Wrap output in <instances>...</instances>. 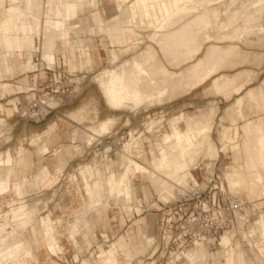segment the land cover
Here are the masks:
<instances>
[{
	"label": "crops",
	"instance_id": "1",
	"mask_svg": "<svg viewBox=\"0 0 264 264\" xmlns=\"http://www.w3.org/2000/svg\"><path fill=\"white\" fill-rule=\"evenodd\" d=\"M0 1H4V0H0ZM47 1L49 2L48 8H46ZM68 1L72 2L74 0L65 1L64 6L66 8V18H60L58 16V12H57L58 7L62 6L60 0H19V3L10 4L9 2H6L5 6H0L1 76L3 74V70L11 74L15 70L23 69L29 71L33 69L31 71V73H34L33 75H31V83H30L31 86L28 88L29 89L28 93L31 94L27 95L28 100L34 99L38 96L37 92L31 90L33 87H39L44 82L50 80L58 81L60 79L59 76H62L63 73H67V72L69 73V75H71L70 76L71 79L75 81H80L83 86L89 87L92 81L90 79H95V83H97L96 75L102 70L101 68L105 65H111V66L114 65L113 63H111L113 51H116L118 53L120 57V61H122V59L125 57L131 58L133 56H139L143 54L148 49L149 46H152L155 49H157L158 60L169 71L179 72L182 69H186V67H188V65L191 63L188 62L182 64L181 66H178L176 62L172 60L175 56L179 57L180 55L175 54L176 51L175 44H173L172 39L169 37V33L179 29L182 24L190 21L191 17L181 18V19H177L176 17H172V16L164 17L162 19L164 21L160 23H159L160 21V17H159L158 19L159 21L158 20L154 21V23L162 24L163 22L164 23L178 22L180 25L174 26L172 28H169L168 26L164 29H160L159 27L156 26L149 28L147 27L148 21L141 14V11L138 7V0H133V1L123 0V1H130L128 3H125L121 0H85L83 1V3L85 4V6L88 7V13L78 15L79 12H77L76 15H74V19L70 20ZM22 6L25 7V9L27 10L26 12L22 10ZM126 7H129V11L131 12L130 17L128 16L126 18L121 19L120 21L132 20L135 23L136 21H134L133 18H135L136 20L139 19L140 22L139 28L123 25V24H121L122 25L121 26L120 23L115 24L116 22H118V20L116 19L117 15L120 14L123 8L125 9ZM3 10H7L8 12ZM47 10L49 12V17H53V13H54L56 18L55 25L48 27L47 31L55 32L58 30H69V31H63L60 35V40H66L67 42H69V36L71 31L72 34L71 38L73 45L75 47L74 49L75 58L76 61H79L80 63L79 67H82L81 64L82 59L85 57L88 58L87 69L85 71L75 70L74 67L76 66L77 63L72 64V57H73L72 51L68 49L64 52L63 51L60 52V54L62 55L61 57L62 60H61V65L59 66L57 63V58H56V63L55 61H53L55 60L54 56H48L49 60L52 61V63H55V65L52 67L50 63H48L46 60L43 59L51 68L47 67V65L45 66V64L42 65V62L40 61L35 63L34 52L37 49H39L42 53L43 39H42V33H41L42 31H40L41 28L39 27V23L43 22ZM140 17L144 19V22L141 21ZM80 20L85 23L84 27L86 30L83 31V33L81 34H79V32L77 34L74 30L78 28L79 25L74 24L72 22L79 23ZM75 25L77 27H75ZM189 27L188 26L184 27V30L186 31L185 35H187V31ZM103 28L106 30L104 31ZM35 34H37L41 39V45L39 48L36 44ZM155 36H159V38L163 36L169 38L172 50H169V53L165 55L160 49L159 44L154 42ZM141 38L143 39V41H140L138 43L139 40H142ZM81 40L84 41V43L86 44L87 46L86 49H81L79 47V41ZM136 44L138 49L134 47ZM211 44H216V43H211ZM211 44L209 42L205 43L203 45L201 53L195 58V60L204 57L208 47ZM133 47L135 50L133 49ZM189 48L190 47H188V49ZM184 51L185 50H181V52ZM42 58H43V53H42ZM172 61H174L175 63ZM237 61L232 59L231 61H228L226 64L235 63ZM240 68H241L240 66H236L233 68L223 67L221 70H219L217 74L212 76L207 82L201 84L196 89L192 90L190 93L182 97L167 100L165 101L164 104L147 103L136 109L127 108L121 111H117L110 108L105 102V105L108 108V113L105 115V118L107 117L118 118V122L116 123V125L112 127L110 130H108V132L110 131L123 132L130 130V128H134V129L140 128L141 124L143 123V120L147 118V116H156V117L164 116L166 120L169 118L167 124L169 125V130H170V119L174 115L180 112L196 114L199 112L200 109L209 110L212 107H217V109H219L217 110V114L214 118L213 130H222L223 125H227V126L231 125V127L233 128L235 126H239L242 129V125H244L243 123L245 122V120L238 119L237 123H235L234 121L235 116L234 118H231L228 116L227 113V110L229 109L231 104L233 106L236 103L238 99V97L236 96L237 95L240 96V94L234 93L230 98H226V96L223 94L220 95L208 91L209 87L212 84V79L218 75H224V74L234 75V74H238L241 70H246L248 72L250 71L249 73H251L250 74L251 81L247 84L246 89L252 84H254L257 80H259L262 77V75H264V69L260 67L249 66L248 68L245 69H240ZM43 73L46 78H43L44 77ZM92 73L95 75L91 77ZM86 79L87 80L89 79L87 83H86ZM9 85H10L9 83H6L4 84V87L7 88ZM24 88L27 87L20 86V89H24ZM78 97L80 98L81 96H75L66 102V104L70 106L68 109L69 111L67 110L65 111L64 109H59V107L64 106L63 102L62 103L59 102L60 104L55 103L51 108L43 107L38 116L24 115L28 119L27 124H29L28 125L29 127H26L25 129V136L27 137V139H31L33 136L37 135L35 139L32 140V143L34 144V146H32L33 147L32 151L34 152V156L36 155L38 158L37 159L33 158L29 162V164L26 165V167H28L29 169H26L25 171L26 177H25V186L23 190V197H25L26 193H29V196L38 195V197H40L42 200H48L43 202V207L40 212L42 216L51 214L53 216L56 215L65 218V216L71 215V217L68 218V220L66 219L67 220L66 223H68V225H72L69 224L71 220L75 222L77 217H82V216H85L90 221V224L93 225L92 226L93 228L90 231H88L86 226L82 225L81 233L78 234L76 237L77 241L75 240V238H73L70 232H67L65 234V235H70L69 237L66 238L67 240L69 239L70 245H74L75 247H80V246L86 247L87 244L85 240L91 237V233L92 234L94 232L97 234L106 233L110 235V234H114L115 232H123L124 230L125 232H127L131 227L133 228L135 225H137V228L131 229L127 234L123 233L120 236H118L110 245L113 246V248L115 249L118 258L120 255L119 254L120 251H122L125 255L126 264H129L128 263L129 260L127 258V254L129 253V251L132 249L138 252L143 247L146 239L150 236L153 238L152 244L149 245L147 251L144 254L138 255L134 259L142 258L144 256H152L158 252L156 238L144 232V229L142 227V224L144 222L141 221L142 219L145 218L142 217V215L146 212L145 207L147 205V202H149L151 199L152 190L149 187L143 185L141 182H139V177L133 176V180H132L133 193L135 191V195H134L135 198L133 203L135 204L133 211V218H129L130 214L126 212L123 206L119 207L118 201L115 202V200L112 201L111 206L102 205L99 207L102 214L101 217L96 215V211L92 210L88 206L87 196L84 191V182L80 174V171L81 168L85 166V164L83 165V162L86 160L85 154L89 149V140L93 141L96 136L99 137L101 135L94 134L91 138L88 139L87 137L81 138L80 136L81 133L76 134L77 130H74L76 125H81L87 122L91 123L95 120V119H89L90 114L86 112L88 110V105L90 104L92 99L97 100L95 95L89 94L82 99V102L79 105L74 106L76 101H78ZM3 110H4V105H3ZM96 113L97 111H95V114ZM4 121L5 119L1 117L0 114V124H3ZM117 127H119L120 129L115 130ZM181 128L182 129L187 128L185 122L181 123ZM81 131H89V130H81ZM130 131L132 132V130ZM136 131L138 130H134L133 132ZM144 133L147 134L146 132ZM145 134H143V136ZM74 137H77V139H75ZM154 139H155V134H151V137L148 139L146 137H143L141 143H139L138 148H134L133 150L135 155L140 154L142 152V149L149 148L150 146L149 143ZM45 143L49 144L50 152L47 153L44 157H40L37 152L38 147ZM96 146L98 147V150H101L105 145L99 146L96 144ZM23 148H25L24 145H21L17 149V152L19 150H22ZM64 149L67 153V164L64 170L62 172H59V168L62 166V164L58 157V154L60 153L61 150ZM47 150H49V148H45V151ZM82 150H85V153H82ZM117 152H121V151H117ZM224 155L225 154L223 152L220 153L218 159H216V164H218L220 158L224 157ZM137 158L140 157L137 156ZM122 160L123 158H120L115 161L116 167L120 166L121 168H123ZM201 162L202 164L204 163L203 160H201ZM90 163L96 165L95 169L99 168L98 179L104 185V189L102 192L103 199H109L111 197V194L108 188L106 187V183L108 182L109 170L111 169V167L104 159L93 158L90 160ZM76 172L78 173L74 175L73 173ZM69 181H73V182L72 184H70L72 190L68 194V192L65 190V183H69ZM27 183L29 184V188H30L29 191H27L26 188ZM34 188L37 189L35 190ZM68 199L70 203L66 204L64 201ZM49 200H53V202H49ZM259 200L261 199H257L253 201L256 202ZM160 203H162L163 205V202ZM259 204L260 203L258 202L255 203V205H253L254 215L257 214L260 210H262V207L259 206ZM82 207H84V211L86 212L82 210ZM162 207L163 206L157 208V211H159L156 213L158 219L162 218L163 214L164 216L166 215L165 213L160 212L161 210H163L161 209ZM138 209H141L142 211L138 212L137 211ZM134 219L136 220L133 221ZM53 222L56 229L57 240L53 239L51 241H58L60 244V241L58 240L60 231L58 230V226H56V224L62 223V221L57 220L55 222L53 219ZM130 222H132V225H129ZM127 226L129 227L127 228ZM123 235L127 237V244L124 247L118 244V239ZM66 239L65 240L63 239V243L65 242L68 246L69 243L66 242ZM255 239L256 237H253L254 241ZM75 243L78 244L75 245ZM94 244L95 243H92L91 247H93ZM234 246L235 248H238L235 239H234ZM40 250H46L53 254V252H51L49 249L45 247L39 249V251ZM61 250L62 253H64V248L62 246H61ZM256 251H257L256 244L253 246L251 245V247L247 249L248 258L251 260L253 259V262L257 259V258L255 259ZM215 254L217 255L210 256V258L214 257L213 261L210 263L220 264V262L222 261L221 259L222 254H220L219 251L215 252ZM64 256L67 258V254H64ZM31 261L40 263L39 259L38 261L36 259H32ZM30 263L31 262H29V264ZM51 264H60V263L58 261H53ZM83 264H106V263L104 260L98 259L96 256L95 263H92L89 260H84Z\"/></svg>",
	"mask_w": 264,
	"mask_h": 264
},
{
	"label": "bare ground",
	"instance_id": "2",
	"mask_svg": "<svg viewBox=\"0 0 264 264\" xmlns=\"http://www.w3.org/2000/svg\"><path fill=\"white\" fill-rule=\"evenodd\" d=\"M65 1L66 0H60L62 6L58 7L57 10L58 16L60 18H66V8L64 6ZM183 1L184 0H138V7L141 11V14L148 21L147 22L148 27L152 28L156 26L159 27L160 29H164L173 23L163 22L162 24H158V23H154V21H157L160 17V21L158 20L160 23L164 21L162 20L164 17H171L173 15L175 16V13H177L174 12L175 10L176 11L179 10L180 13L181 14L183 13L184 15V13L186 14L192 11L193 12L196 10L198 11L203 8L206 9L204 13V19H200L196 23H192V24L190 23L191 25L187 31V38L191 45L190 48L186 52H184V54L180 55L179 57L175 56L172 59L176 62L178 66L191 62L190 66L187 67L186 69H182L179 72L169 71L158 60L157 50L152 46L149 47L147 46L148 49L143 54L139 56H133L131 60H126L118 67L104 70L98 75L97 80L100 82V87L107 99V104H109V106L112 109L122 110L123 108H127L130 105L137 106L144 102H148V103L160 102L162 104L161 101L164 99V97L166 98L167 95H169L170 98H174L175 97L174 95L177 94V92L183 94L181 90L187 93L188 90L195 89L201 84L207 82L212 76H214L219 72L222 66L221 64L227 60L229 61L231 57L232 59L233 56L236 57L240 56L241 59L243 58L241 57V55H243L244 53L242 47L239 44L230 43L226 45L211 44L208 47L204 57L195 60V58L201 53L203 45L215 38L213 32L214 31L218 32L221 29L228 30L230 24H232V22H235L237 19H239V16L241 17L240 14L249 4L243 6L240 13L231 15L229 5L227 7L225 6L226 7L225 10H221L219 8L221 5L219 7H215V4H218L215 1L218 2V0H200V1L198 0L195 5V8L192 11L188 10L186 4L185 6L180 5V3H182ZM233 1H238V0H232L231 3H233ZM256 1L259 4L264 3V0H256ZM252 6L255 8L258 5L252 4ZM247 14L248 13H246L245 15V19ZM223 15L225 16L224 20L221 19ZM229 17H233V18L229 19ZM117 20L119 19L117 18ZM218 21L220 22V24L217 27L214 26ZM118 22H116L115 24H117ZM119 23L120 25L123 24L134 27L133 25L134 22L132 20L120 21ZM75 27L77 26L75 25ZM235 28L236 27H234L230 31L224 32L221 35L222 36L221 39H228L232 41H235L237 39L241 40L243 36ZM103 30L105 31L106 29L103 28ZM205 30H207V32H205L206 34L203 35V31ZM260 30L262 31L264 29L261 28ZM140 41H143V39L139 40L138 43ZM154 42L159 44L160 49L165 55L169 53V50H172L169 38H166L164 36L159 38V36H155ZM134 47L138 49L137 44ZM245 53L248 52L245 51ZM114 56L118 58L115 54ZM245 57L247 60H249L247 55ZM244 61L248 62L244 59L243 61L240 60L239 62L242 63L241 65H243ZM239 62H237V64ZM204 67H206V72L202 73V69ZM0 71H1V62H0ZM249 72L241 71L239 74L236 75H228V74L218 75L212 79V84L209 87L208 91L214 92L215 94L220 93V95L223 94L226 95L227 97H230L233 93H241L245 89L246 85L251 81V75H250L251 73ZM159 74L160 76H166L168 78L166 79V82H163L159 78L160 77ZM187 75L188 78L190 77V79L183 81L184 76L186 77ZM146 78L149 79L150 85L152 86L161 85V88L159 87L156 91L143 90L141 86L143 85ZM246 100H250V101L256 100L257 102L254 101V103L255 104L259 103L264 108V82L261 83L260 86L249 88L245 95H242L237 99L236 106H238V108L240 109V110L238 109L239 110L238 112L241 113L243 117L245 115L244 114L245 112L243 113L242 108L246 103ZM234 108L233 106L229 107L227 112L231 113ZM216 114H217L216 110L212 107L209 110L200 109L199 113L196 114L180 112L174 115L170 119V131L164 133L160 141L159 154L156 155L154 150H151L150 152L154 157L152 156L153 158L148 163H143L139 160H135L136 158L134 156L133 151L124 153V157L122 160L123 170L121 172H116V170L113 169L109 170V178H108V182L106 183V187L108 188L111 194V197L109 199H103L102 192L104 189V185L98 179L97 170L88 164L83 167L81 166L82 167L81 173H82V178L84 182V188H85L89 208L96 211V215L100 217L101 211L99 207L102 205L111 206L112 201L115 200V202L122 201L123 207L128 214L133 212L134 193H133V187H132L133 185L131 179L132 173L142 175V177L146 175L151 181L153 180L154 181L153 186H155V189L160 194V199L163 197L166 198V195L168 196L169 194L168 191L172 188L173 183L170 182L171 183L170 184L169 182L168 183L160 182V180L157 179L159 178L157 177L158 174L156 173L158 170H161L164 173L166 172L167 175H169L171 171H174L175 175L177 176V178L175 179H177L178 182L183 183V185H185V183L186 184L188 183L189 178L193 179L197 183V180L191 169L192 166H195L194 160L196 155H199V153L201 154V151L204 150L206 151L205 155H207L214 161L218 159L221 152L228 151L227 150L228 143L233 144L231 149H233L234 151L237 150L241 144L238 143V138L239 135H241L240 134L241 130H243L245 133L244 140L242 139L241 140L243 141L242 143H244V147H245L244 151L246 152V162L244 161L245 162L244 164H241L242 163L241 162V163H237V165H233V164L228 165L227 169L225 170L226 180L232 191L239 190L240 192L241 190L242 191L244 190L245 192L247 191L249 194H251L253 197L259 196L260 198L264 196V116L260 117L261 116L260 115L259 118L257 117L256 119L246 120L245 123H243L244 125H242V129L239 126L233 128L231 127V125L230 126L223 125L222 130H220L219 132L224 142L223 148L221 149L217 147L214 144V142L205 135V134L209 135V133L211 132V131L209 132V130H211L213 126L212 119ZM235 114L233 115L235 116ZM115 119L116 118L113 117H107L101 120L100 125L98 126L91 125L93 129V134L83 132L80 134L81 138L83 137L91 138L94 134H101L107 132L108 129H110L111 125L114 124ZM163 120L164 118L159 119L158 121L151 122L149 124V126H151V128H149V131L150 129H151L150 132L154 131L155 127L158 124L162 123ZM182 122L186 123L187 125L186 129L181 128ZM89 132L91 131L89 130ZM244 133L242 135H244ZM131 134L130 136L133 137L135 133H131ZM138 145H139V141H137L136 144H134L133 146H138ZM125 148H126L125 150H128V147ZM27 154L28 153H26V155ZM64 160L63 163L66 162V160L65 161ZM20 173H19L20 175L19 177L21 178L20 179L21 181L23 180V173L21 174ZM175 175L173 174V176ZM9 186L10 184L8 182H4V181L0 182V197L6 198V196L10 194L5 192V190L8 189ZM19 188H20V182L13 183V190ZM166 199L164 201H166ZM8 203L11 207L10 210L8 211V214L13 215L18 228L21 231H23L24 229H27V227L30 226L32 233L30 235H33L32 237H34L35 239V244L33 245H35L36 248L38 247V250L43 248L44 246L47 247L48 243L51 242V240L53 239L57 240L56 229L54 231H52L53 230L52 229L51 230L52 232L49 231V229L44 223L43 218L41 217L39 218V213L41 212L42 207L40 208L37 206L30 205L27 202V200L24 198L13 199ZM82 210L84 211V207H82ZM49 217L50 219L53 220L51 214H49ZM238 224L242 226L244 223L241 219H238ZM82 225H85L88 231H90L93 228L92 227L93 225L90 224V221L85 216L77 217L75 222H73L71 225L72 227L70 228V234L71 235L73 234L75 237H77V235L81 233ZM256 225L258 226V230L251 229L250 230L251 234L256 235V233L261 232L263 239L262 241L264 243V213L261 215L259 220L256 221ZM21 231H17V232L20 233ZM52 235L54 236L52 237ZM244 235L245 237L249 236V234L247 233L246 234L244 233ZM17 236L15 235L14 239L10 240L12 238L9 237V234L8 235L0 234V264H10V261H14L18 257H21V259L23 260L22 264H28L24 253L27 252V250H29L28 249L29 241L26 240V238L24 237L25 235L23 236L20 235V237L15 240ZM93 236L94 238L96 237L95 232L93 233ZM29 240L33 241V238ZM124 242H125L124 237L120 238L119 243L123 247H124ZM239 245L241 246V244ZM221 246L223 250L219 251V253L222 254L224 260L222 259L220 264H250L246 260L244 252L240 248H238L239 251L238 253H236L233 246V239L229 231H226L225 234L222 235ZM51 249L54 254L57 253V249L55 246L52 245ZM30 251H32V249ZM30 251L28 253H30ZM99 251H102V254L99 255L100 258L101 256H103L105 252L108 253L111 252L112 247L109 246V248L106 249L102 248ZM261 254L264 257V246L261 250ZM188 257L191 260V264H204L205 261H206L205 264H211L210 255L206 256L201 250L198 249H193L189 251ZM127 258L128 259L131 258L130 262L132 263L131 261L133 260L132 257L128 256ZM108 264H119V263L117 259H112V261L108 262Z\"/></svg>",
	"mask_w": 264,
	"mask_h": 264
},
{
	"label": "rangeland",
	"instance_id": "3",
	"mask_svg": "<svg viewBox=\"0 0 264 264\" xmlns=\"http://www.w3.org/2000/svg\"><path fill=\"white\" fill-rule=\"evenodd\" d=\"M83 1H85V0H77V1L74 0L72 2L68 1L69 19L70 20L74 19V15H76L77 12H79L78 15L88 13V7L85 6ZM121 1H123V0H121ZM186 1H187V3H186ZM197 1L198 0H191V1L190 0H184L182 2L183 4L180 3V5L185 6V4H186V7L188 8V10L192 11L195 8ZM231 1L232 0H229V1L228 0H221V1L218 0V2L215 1L216 3H218V4H215V7H219L221 5L219 8L221 10H225L226 7L229 5L230 6L229 7L230 14L235 15V14L240 13L243 6H245L247 4H249V5L243 10L244 12L242 11V13L240 14L241 17L239 16V19H237L235 22H232V24H230L228 30L221 29L218 32L214 31L213 35H215V38L213 40H211L209 43L210 44L216 43V44H221V45H226V44H230V43L239 44L244 51L243 55H241V57H243V58L241 59L240 56H237V57L233 56V60L239 59L237 61V62H239L240 60L243 61V59H244V60L248 61L249 63L244 61L243 65H241L242 63H240V62L238 63L240 65H238L237 62L226 64L228 62V60H227L221 64L222 66H221L220 70L223 67L224 68H233L236 66H240L241 67L240 69H245V68H248L249 66H256V67H260V68L264 69V30H262V31L260 30L261 28L264 29V26H263L264 25V3L259 4L256 0H238V1H233V3H231ZM6 2H9L10 4H15V3H19V0L0 1V6H5ZM123 2L128 3L130 1H123ZM251 3L253 5L257 4L258 6H256L254 8ZM224 4H226V5H224ZM48 7H49V2L47 1L46 8H48ZM22 10L24 12L27 11L25 9V7H23V6H22ZM3 11H7V10H3ZM33 11H34V9H33ZM178 11L179 10H177V11L175 10L174 12H177V13H175V16L173 15L172 17H176L177 19L190 18L191 17L190 21L182 24L181 27L179 29H177L176 31L169 33V37L172 39L173 44H175V49H176L175 54L181 55L185 51H187L188 47H190L189 46L190 42L187 38V35H185L186 31L184 30V27H187V26L189 27L192 23H196L200 19H204V13H205L206 9L203 8V9H200L198 11L196 10L194 12L192 11V12H189L186 14L184 13V15H183V13L181 14L180 11L179 12ZM246 13H248V14H247L246 19H245ZM130 14H131V12L129 11V7H126L125 9L123 8L122 12L117 15L116 19L118 18L119 19L118 21L120 22L121 19L126 18L128 16L130 17ZM231 18H233V17H229V19H231ZM140 19L142 22H144V19L142 17H140ZM221 19L224 20L225 16L223 15ZM133 20L136 21L134 23V27L139 28V23H140L139 19H137L138 20L137 21L135 18H133ZM55 23H56L55 14L53 13V17H49V12L47 10L45 13V17H44L43 22L39 23V27L41 28L40 31H42L41 33H42V39H43L42 40L43 58H42L41 51L39 49H37L34 52L35 63L40 61V62H42V65L45 64V66H46L47 64L45 61H43V59H44L48 63H50V65L52 67L55 65L56 58H57V63L59 66V65H61V60H62L61 59L62 55L60 54V52H62V51L64 52L68 49V50L72 51V55H73L72 64L77 63L76 66L74 67L75 70L76 71L77 70L78 71H80V70L85 71L87 69L88 58L87 57L83 58L82 63H81L82 67H79L80 63H79V61H76V58H75V52H74L75 47H74L73 42H72L71 31H70V36H69V42H67L66 40H60L61 33L63 31H69V30H58L55 32H48L47 31V28L50 26H54ZM72 23L79 25V27L74 30L77 34H78V32H79V34H81V33H83V31L86 30L84 27L85 23L83 21L80 20L79 23H75V22H72ZM219 24H220V22L218 21V22H216V24L214 26L217 27ZM178 25H180L178 22L173 23V24H171V26H169V28H172V27L178 26ZM234 27H236L235 29L238 30L241 33V35L243 36L241 38V40L237 39L235 41H232V40H228V39H221V37H222L221 35L224 32L230 31ZM205 32H207V30L203 31V35L206 34ZM218 33H219V35H218ZM35 39H36V44L39 48L41 45V39L37 34H35ZM79 47L81 49L87 48L86 44L82 40L79 41ZM181 50H185V51L181 52ZM55 51H56V53H55ZM245 51L248 53H245ZM114 54L118 58H116L114 56ZM85 55H86V53H85ZM244 55L245 56L247 55L249 60H247ZM48 56H54L55 60H53V61H55V63H52V61L49 60ZM82 57H83V55H82ZM112 58H114V59H112ZM112 58H111V63H113L114 65L103 66L101 68L102 70L96 75V82L98 83L99 87H98L97 83H95V79H90L92 81H91V85L89 87L83 86L80 81H75L73 79H72V81L74 83L69 85L71 82V78H70L71 75H69L68 72L63 73V75H62V83L65 86V88H62V93H61L62 94L61 95L62 100H60L59 102L60 103L63 102L64 106L59 107V109H64L65 111L66 110L69 111L68 109L70 106L67 105L66 102L75 96H81V97L80 98L78 97V101H76L74 106L79 105L82 102V99L85 98L89 94L95 95L96 99H97V100L92 99V101L88 105V110L86 112V113L90 114L89 119H95V120L91 123L87 122V123H84L81 125H76L74 128V130H77L76 134H80L83 132L93 134L92 126L100 125L101 120L104 119L105 115L108 113V108L105 105V102L107 104V99H106L104 93L102 92V89L100 87V82L97 80L98 75L101 72H103L104 70L113 69V68L118 67L119 65L124 63L126 60H131L132 57L131 58L125 57L122 59V61H120V57H119L118 53L116 51H113ZM230 59L232 60V57ZM230 59H229V61H231ZM109 64H110V62H109ZM189 66H190V64L188 65V67ZM81 68H83V69H81ZM32 70L33 69H31L29 71L23 70V69L15 70L11 74L9 72L3 70L2 76H1V72H0V76H1V78H0V83H1V85H0V114H1V117H3L5 119L4 123L0 124V133H1V136H0V155H1L0 156V169H1L0 182L4 181V182H8L10 184L9 188L5 190L6 193H10V194L8 196H6V198L0 197V234H3V235L9 234V237L12 238V239L9 238L10 240H13L15 235L16 236L18 235L15 238V240L18 239L20 237V235H22V236L25 235L24 237L26 238V240L29 241V244H28L29 250H27V252L24 253L26 256V261L28 262V264H29V262H31L30 264H51L53 261H58L60 264H83L84 260H89L92 263H95L96 262V256H98L97 257L98 259L104 260L106 264H108V262L112 261V259H117L119 264H126V259H125L124 253L122 251H120V253H119L120 255L118 258L115 249L110 244L121 234H123V233L127 234L131 229L137 228V225H135L133 228L131 227L127 232H125V230H124L123 232H115L114 234H110V235H108L106 233H98V234L96 233L95 238H94L93 234H91V237H89L85 240V242L87 244L86 247H82V246L75 247L74 245H70L69 239L68 240L66 239L70 235H65L67 232H70V228L72 227L71 225H68V223H66V221L68 220V218L71 217V215H67V216H65V218H63L62 216L59 217L56 215H54V216L51 215L55 222L57 220L62 221V223L56 224V226H58V230L60 231V235L58 237L60 244L58 241H51L48 243L47 247L44 246L45 248L49 249L51 252H52V249H51L52 245L55 246L57 249V253H56V255H53L54 253L52 254L46 250H40L39 251L38 247L36 248V246L33 245V244H35V239H34V237H32L33 235H30V234H32L30 226L27 227V229H24L23 231H21L18 228L17 223L15 222L13 215L8 214V211L11 208L8 202L12 201L13 199H17V198L23 199L24 198L27 200V202L30 205L37 206L40 208L43 207L44 201H48V200H42L40 197H38V195L29 196V193H26L25 197H23V190H24V186H25V177H26V174H24V173H25L26 169H29L28 167H26V165L29 164L30 159L32 160L33 158L34 159L38 158L36 155L34 156V152L32 151L33 150L32 146H34V144L32 143V140L35 139V137L37 135L33 136L31 139H27V137L25 136V129H26V127H29L28 126L29 124H27L28 119L24 116V111L28 108V106L30 104V100H31V99H29V100L27 99V95L31 94V93H28V91H29L28 88L31 86V84H30L31 83V75L34 74V73H31ZM241 71H246V70H241ZM205 72H206V67H204L202 69V73H205ZM246 72H248V71H246ZM94 75L95 74L92 73L91 77ZM234 75H236V74H234ZM43 76H44L43 78H46L44 73H43ZM159 76H160V74H159ZM165 77L166 76H160L159 78L163 82H166V79H168V78L167 77L165 78ZM188 79H190V77L188 78V75L186 77L184 76L183 81L184 80L186 81ZM88 80L86 79V83ZM263 82H264V75H262V77L259 80H257L254 84L249 86L247 89L245 87L246 90L244 89L245 90V91L243 90L244 92L242 91L241 93H237V94H240V96L237 95L236 97L239 98L242 95H245L249 88L260 86L261 83H263ZM6 83L10 84L7 88L4 87V84H6ZM20 86L27 87V88L20 89ZM141 87L145 91H150V90L156 91L159 87L161 88V85L160 86L159 85H153L152 86L149 83V79L146 78ZM162 87H163V85H162ZM73 89L76 90V93H71V91ZM192 90H194V89H192ZM192 90H188V92L190 93ZM181 92H183V94L177 92V94L174 95L175 97L174 96L173 97L174 98L182 97L188 93V92L186 93L182 90H181ZM212 93H214V92H212ZM44 94L46 95L44 97V99H46V100L49 99L50 97H53V93L51 91L46 90V92H44ZM216 94H218V93H216ZM230 97L226 96V98H230ZM166 98L164 97V99L161 101L162 104H164L165 101H167V100L174 99V98H170L169 95H167ZM104 99H105V101H104ZM254 101H256V100H252V101L246 100V103L244 104V106L242 108L243 113L245 112L244 117L241 113L238 112L240 109L238 108V106H236L237 105L236 103L233 105V108L234 107L235 108L232 110V112H231L232 114L230 112L229 113L227 112L228 116H230L231 118H234L233 114H235V112L237 111L235 114V123H237L238 119L239 120L244 119L246 121L248 119H256L257 117L259 118L260 115H261L260 117H263L264 116V108L259 103L255 104ZM147 103L148 102H144V103L137 105V106L130 105L131 107L128 106L127 108L128 109H136V108H138L144 104H147ZM252 103H253V105H252ZM148 104H161V103L155 102V103H148ZM3 105H4V110H3ZM16 105H17V107H16ZM107 105L109 106V104H107ZM257 105H259V106H257ZM230 107H232V106H230ZM127 108H123L122 110L127 109ZM213 108L217 112V110H218L217 107H213ZM114 110H116V109H114ZM234 110H236V111H234ZM95 111H97L96 114H95ZM98 111H99V113H98ZM117 111H121V110H117ZM190 114H192V113H190ZM215 116L212 119L213 120L212 129L209 130V132L210 131L211 132L210 133L207 132V133H209V135H207V134H205V135H206V137H209L217 147L222 149L224 142L221 138L222 137L221 134H219L220 130H213ZM113 118H116L115 119L116 121L114 120V124L111 125L110 129L112 127H114L116 125V123L118 122L117 117H113ZM163 118H164L163 122L158 124L155 127L154 131L150 132L151 129L149 131V128H151V126H149V124L153 121H158L159 119H163ZM168 120H169V118L166 120L164 116H160V117L147 116V118H145L143 120V123L141 124L140 128H136V129L130 128V130H132L131 133H134L133 132L134 130H138L139 133L137 135L134 134L133 137L130 136V138H129L130 140L128 139V141H125L124 150H123L124 152H114L113 151L112 153H107V151L106 152L103 151V148L101 150H98L96 143H93L94 141L89 140V149L87 150V152L85 154L86 160L83 162V165L88 164V165L95 168V165L90 163V160L93 158L104 159L107 161V163L111 167V169L116 170V172H121L123 170V168H121L120 166L116 167L115 161L120 159V158H123L124 153L132 152L134 150L133 148H135V146H133V145L136 144L137 141H139V143H141V140L143 137H146L148 139L151 137V134H155V139L149 143L150 144L149 148L142 149V152L138 155H135V153H134V156L136 158V159L134 158L135 160H139L143 163H148L154 157L150 151L154 150L155 154L158 155L159 154V148H160V141L162 139V136L164 135V133L170 131L169 125L167 124ZM87 127L88 128L90 127V128L88 129ZM163 127H165V128H163ZM110 129H108V130H110ZM119 129L120 128L117 127L115 130H119ZM81 130H90L91 132L81 131ZM144 132H148L151 134H145ZM242 132L244 133V131L243 130L240 131L241 135L243 134ZM102 134H104V133H101L99 135H102ZM143 134H145V135L143 136ZM241 135H239L240 140L238 138V143L239 144L241 143L240 147H239L240 149L238 148L239 150L237 149L234 151L233 149H231L233 144L228 143V146H227L228 151L223 152L225 155H224V157L220 158V161L218 162V164H216V160L213 161L210 157L205 155L206 151H204V150L201 151V154L199 153V155H196L195 160H194L195 166H192L191 169H192V172L194 173V176L197 180V183L193 179L189 178V180H188L189 184L187 183L188 184L187 185L185 183V185H183V183H180V182H178L177 179H175V178H177V176L175 175L174 171H171V173L169 172L170 174L167 175L166 172L164 173L163 171L158 170L156 173L158 174L157 177H159L157 179H159L160 182H163V183H168V182L170 183L171 182V183H173L172 188L168 191L170 195L169 194H168V196L166 195L167 199L165 197L161 198L162 200L160 199V194L155 189V186H153L154 181L153 180L151 181L146 175L142 177V175H138V174H134V173L131 174L132 180H133V176L139 177V182H141L143 185L149 187L152 190L151 199L149 202H147V205L145 207L146 212L142 215V217H145V218L142 219L141 221L144 222L142 224L144 232L147 233L148 235L154 236L156 238V244L158 243V241H160V237H161L160 229L157 226L158 216L156 214L157 212H159V211H157V208H160V206H162V203H160V202H163L165 204L176 202L183 195L196 192L198 190V187L202 188V190H203L207 187V185H209V187H210V188H208V191L206 192V194H208L211 187H213L214 185L217 184V182H215V181H213L212 183L209 184V179L213 178L212 177L213 175L215 177L217 175H220L221 181H223L225 188H227L228 191L232 195L247 197V198L252 199V200L261 199L259 201L254 202V204H253V205H255V203L259 202L260 203L259 206L262 207V210H260L257 214L252 216V222H250V223H248V224H246V225H244L238 229L236 227H234V228H232L231 231H229V233H230L232 239L236 240V244H238V248H240L244 252L245 258L250 264H264V260H263L264 257L261 254V250L264 246V243L262 241L263 239L261 237V233H257L256 235H254L256 237L255 241L253 240L254 236L252 238H248V237H245V235H244V233L245 234L251 233V231H250L251 229L252 230H254V229L258 230V226L256 224H253V222L259 220L261 215L264 213V196H262L260 198H259V196L253 197L251 194H249L247 191L245 192L244 190L243 191L241 190L240 192H239V190L232 191L230 189L228 182L226 180V177H225V170L227 169L228 165H232V164L237 165V163H241V162H242L241 164H244L246 162V152L244 151L245 147H244V143H242L243 142L242 140H244V137H245V133H244V135H242V136ZM141 136H143V137H141ZM203 137H204V135H203ZM74 138L77 139V137H74ZM96 138H98V137L96 136L94 140H96ZM21 145H24L25 148H23L22 150H19L17 152V149ZM125 147H128V150H125L126 149ZM45 148H49V150L45 151ZM37 152H38L40 157H44L47 153L50 152L49 144L45 143L43 145H40L38 147ZM26 153H28V154L26 155ZM82 153H85V150H82ZM9 155H12V156H9ZM28 155H29V157H28ZM137 156H139L141 159L137 158ZM58 157H59L61 164H62V166L59 168V172H62L64 170L66 164H67V153H66L65 149L60 151V153L58 154ZM64 159L66 160V162H64L66 164L63 163ZM201 160H203L204 163L201 166H199ZM210 165H213V166H210ZM96 170L99 173V168H96ZM81 171H82V168H81ZM81 171H80V174L82 176ZM20 172L23 173V180H21V181H20L21 178L19 177ZM77 173L78 172L73 173V174L76 175ZM172 173L175 176H173ZM135 175H137V176H135ZM18 181L20 182V188L13 190V183H19ZM72 182L73 181H69V183H65V190L68 192V194L72 190V188L70 187V184H72ZM132 185H133V181H132ZM173 186H174V189H173ZM26 188H27V191L30 190L28 183H27ZM34 189L36 190L37 188H34ZM11 191H13V192H11ZM84 191H85V188H84ZM170 191H171V193H170ZM85 194H86V192H85ZM134 195H135V191H134ZM165 199H166V201H164ZM49 202H53V200H49ZM64 202L66 204L70 203L69 199L65 200ZM118 203H119V205H118L119 207L123 206L122 201H119ZM133 203H134V201H133ZM175 205L176 204H174V206ZM105 206H109V205H105ZM134 206H135V204H133V210H134ZM137 211L141 212L142 210L138 209ZM160 212L166 214L168 211L167 210H161ZM252 213H253L252 209L248 211V215H251ZM3 216H4V218H3ZM101 216H102V214H101ZM163 216H164V214H163ZM40 217L43 218L44 223L47 226V228L49 229V231H51L52 229H53L52 231L55 230L54 222L52 219H50L49 214L42 216L39 213V218ZM129 218H133V212L130 213ZM239 219H241L242 221H245V216H239ZM135 220L136 219H134L133 221H135ZM9 222H11V223H9ZM72 223H73V221L71 220V222H69V224H72ZM10 224H11V226H10ZM129 225H132V222H130ZM7 226H8V228H7ZM128 227L129 226H127V228ZM127 228H126V230H127ZM17 231H21V232L19 233ZM53 236L54 235H52V237ZM122 237H124V239H125V242H124V246H125L127 244V237L125 235H123L120 238H122ZM32 238H33V241H30L29 239H32ZM73 238H75V240L77 241V238L74 235H73ZM120 238L118 239L119 245H120V243H119ZM243 238L245 239L244 241L242 240ZM63 239L64 240L66 239V242L69 243L68 246L65 242L63 243ZM152 242H153V238L149 236L146 239L143 247L138 252L131 249L130 250L131 252L129 251V253L127 254V257L128 256L132 257L133 260H131V261H133V264H139L140 259L139 258L134 259V258L138 255L144 254L147 251L149 245L152 244ZM92 243H95L93 247H91ZM76 244H78V243H75V245ZM239 244H241V246ZM249 244L252 246L256 244V246H257V251H256L257 260H255L254 262H253V259L252 260L249 259L248 255H247V249L250 247ZM60 245L64 248V253H62ZM109 246L112 247V251L109 253L105 252L103 254V256H101L103 259L101 257L99 258V255L102 254V251H99V250H101L102 248L103 249L109 248ZM238 248L236 249L234 246L236 253H238V251H239ZM31 249H32V251H30ZM194 249H196V248H194ZM202 249H201V251L206 256H208V255L215 256V255H217V254H215V252L223 250L222 246H217V248L215 250H210V251L208 250L209 248L204 247ZM29 251H30V253H28ZM99 252H100V254H99ZM36 254H37V256H36ZM58 254H60V255H58ZM64 254H67V258L64 256ZM158 255H160V252L158 253ZM158 255H157V257H158ZM168 256H169V254H168ZM213 258H210V262L213 261ZM32 259H36L37 261L39 259L40 263H36L35 261H31ZM130 259H128L129 260L128 263L132 264L130 262ZM221 259H223V257ZM259 259L261 262L259 261ZM22 261L23 260L21 259V257H18L14 261H10V264H22L23 263ZM165 261H167V258L160 261L159 264H164ZM205 263H206V261L204 262V264Z\"/></svg>",
	"mask_w": 264,
	"mask_h": 264
},
{
	"label": "built area",
	"instance_id": "4",
	"mask_svg": "<svg viewBox=\"0 0 264 264\" xmlns=\"http://www.w3.org/2000/svg\"><path fill=\"white\" fill-rule=\"evenodd\" d=\"M47 67L51 68L48 64ZM59 78L58 81H46L39 87L31 89L37 92L38 96L30 100L24 115L38 116L43 107L51 108L53 104H57L62 100V88H65V86L62 83V76H59ZM72 83L74 82L71 79L69 85ZM46 90L53 93V97L47 100L44 99ZM71 93H76V90L73 89ZM130 133V130L123 132L110 131L93 140V143L99 146L105 145L103 151H107V153L113 151L124 152L125 141L130 138ZM134 133L137 135L138 131ZM138 146H135V148H138ZM201 165L202 162L199 166ZM212 177L209 179V184L213 181L217 184L211 187L208 194L206 192L210 188L209 185L203 190L198 187L196 192L185 194L176 202L163 203L161 209L168 212L157 221L161 233L160 241L157 243L158 252L152 256L139 258V264H159L165 258H167V261L164 264H191L188 257L189 251L194 248L201 250L204 247L209 248L208 250H215L217 246H221L222 235L227 230L231 231L234 227L238 229L252 222L254 214L248 215V211L251 209L254 211L252 208L254 201L247 197L232 195L225 188L220 175L216 177L213 175ZM174 204L176 205L174 206ZM239 216H245L242 226L238 224ZM253 224H256V221ZM253 236L249 233L248 238ZM249 246L251 247V245ZM159 252L160 255H158Z\"/></svg>",
	"mask_w": 264,
	"mask_h": 264
}]
</instances>
